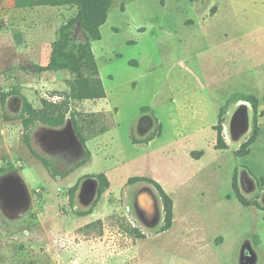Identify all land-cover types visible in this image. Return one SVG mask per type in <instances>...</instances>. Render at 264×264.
Segmentation results:
<instances>
[{
    "label": "rangeland",
    "instance_id": "374dc122",
    "mask_svg": "<svg viewBox=\"0 0 264 264\" xmlns=\"http://www.w3.org/2000/svg\"><path fill=\"white\" fill-rule=\"evenodd\" d=\"M5 6L12 8L8 0ZM25 11V24L0 34V264H264V211L243 207L232 189L238 172L243 195L264 206L257 181L264 178V117L251 153L237 157L254 111L229 102L236 93L254 95L264 111V0H114L102 39L92 42L106 98L70 105L86 147L68 119L62 128L37 124L34 152L23 141V97L39 109L42 99L60 102L51 93L69 92L76 74L34 66L48 64L60 27L78 9ZM29 47L39 63L27 56ZM222 108L229 149L216 150ZM159 124L161 137L133 144ZM102 173L110 187L94 205ZM134 177L156 180L173 199L169 231L160 233L156 189L129 185ZM145 188L157 202L152 226L137 206ZM87 210L93 213L78 215Z\"/></svg>",
    "mask_w": 264,
    "mask_h": 264
},
{
    "label": "trees",
    "instance_id": "16d2710c",
    "mask_svg": "<svg viewBox=\"0 0 264 264\" xmlns=\"http://www.w3.org/2000/svg\"><path fill=\"white\" fill-rule=\"evenodd\" d=\"M194 3L199 0H189ZM114 0H14L16 9H34L37 7H76L78 13L63 24L59 29V38L51 45L50 59L45 66H34L39 72H60L68 71L76 74L70 83L69 92H53V96H58L60 102H53L48 99L41 100V108L36 109L26 97H23V108L20 120L23 126V141L31 152L32 133L37 124H42L50 128H62L68 119L73 124L75 134L79 142L86 147L87 139L84 134L83 127L79 123L78 116L71 109V102L94 101L106 98V91L97 68L96 57L92 49V42L102 39L101 28L107 22L109 10ZM78 32H81L84 39H77ZM84 70L89 72L85 75ZM5 99V96H4ZM4 101V100H3ZM229 102L249 104L253 111L252 130L248 138L236 150L235 156L246 157L251 153V147L257 142L261 134V124L259 120L264 117V111L259 110L260 100L254 95L236 93L232 95ZM224 109L222 108L218 117V123L215 126L217 133L216 150L229 149L223 134L224 131ZM106 130H101V134ZM162 126L159 124L158 129L145 137L144 139L133 138L134 145H148L156 138L161 137ZM192 157L201 158L203 151L193 152ZM40 162L48 171L51 170V164L37 156ZM86 162L79 164V167L85 165ZM249 171V170H248ZM95 178L99 181V189L97 192L96 205L101 200L104 193L109 189L110 182L105 174H98ZM260 185H264V178L257 179ZM136 182H146L151 184L157 191L163 207V225L160 233L169 231L173 226L174 220V202L171 196L165 191L163 186L154 179L147 177H134L128 180L131 185ZM78 184L70 189V204L74 205L75 193ZM232 189L235 198L243 207H255L260 211H264V206L258 200L247 199L241 190L238 179V172L235 173L232 183ZM93 210L78 213L81 217L89 216ZM138 238H145V235L136 230Z\"/></svg>",
    "mask_w": 264,
    "mask_h": 264
},
{
    "label": "crops",
    "instance_id": "0c3cea01",
    "mask_svg": "<svg viewBox=\"0 0 264 264\" xmlns=\"http://www.w3.org/2000/svg\"><path fill=\"white\" fill-rule=\"evenodd\" d=\"M8 1L12 5V8H10V7L8 8L5 6L6 0H0V22L4 23L1 25L3 27V29L0 30L1 35L5 34V31L7 28L13 29L16 26H18V24H21V25L25 24L27 22V19H24V18H29L31 16L30 12L25 11V9H16L14 7V0H8ZM29 11H31V10H29ZM13 38H14V36H13ZM6 39H7L6 41H9L7 36H6ZM4 43H7V42H4ZM12 45L15 49H17V51L21 48L20 45H17L15 38L13 39ZM36 50H37V48H35V47H29L26 49V53H27L28 57L32 56V62L37 64V63H39V61H37L35 59L33 60V58H34L33 54H35V58H37V59L40 58L39 53L36 52Z\"/></svg>",
    "mask_w": 264,
    "mask_h": 264
},
{
    "label": "water",
    "instance_id": "95a60500",
    "mask_svg": "<svg viewBox=\"0 0 264 264\" xmlns=\"http://www.w3.org/2000/svg\"><path fill=\"white\" fill-rule=\"evenodd\" d=\"M83 146V145H82ZM137 206L142 219L149 226L156 224L158 220L157 202L154 193L149 188L143 189L137 197ZM244 247L241 254L244 253Z\"/></svg>",
    "mask_w": 264,
    "mask_h": 264
},
{
    "label": "flooded vegetation",
    "instance_id": "af4514ba",
    "mask_svg": "<svg viewBox=\"0 0 264 264\" xmlns=\"http://www.w3.org/2000/svg\"><path fill=\"white\" fill-rule=\"evenodd\" d=\"M246 249H247V247H245V252L244 253H246Z\"/></svg>",
    "mask_w": 264,
    "mask_h": 264
}]
</instances>
